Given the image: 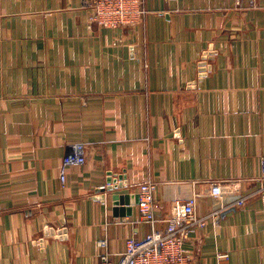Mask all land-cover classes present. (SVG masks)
I'll return each instance as SVG.
<instances>
[{"label":"crops","instance_id":"0c3cea01","mask_svg":"<svg viewBox=\"0 0 264 264\" xmlns=\"http://www.w3.org/2000/svg\"><path fill=\"white\" fill-rule=\"evenodd\" d=\"M84 1L0 0V264H99L103 239L119 261L151 227L98 199L109 173L122 192L158 183L163 220L194 194L198 216L241 197L207 180H246L245 206L187 248L264 264V0H145V24L115 30L90 28ZM77 144L87 162L63 185Z\"/></svg>","mask_w":264,"mask_h":264},{"label":"built area","instance_id":"2783aa9c","mask_svg":"<svg viewBox=\"0 0 264 264\" xmlns=\"http://www.w3.org/2000/svg\"><path fill=\"white\" fill-rule=\"evenodd\" d=\"M250 8L257 6V0H248ZM83 8L89 10V26L104 29H134L146 22L148 10L145 0H85ZM237 7L244 8L245 0H237ZM87 162L86 145L77 144L64 157L61 168V182L67 181V170L70 167H81ZM263 183L261 191L264 192V158L262 159ZM246 180L234 179L210 182V195L223 201L227 196H241L232 205H222L219 209L204 216H198L196 206L199 195L194 194L187 202H176L171 209V215L163 220L158 217L157 210L163 208L156 201L158 183L148 180L137 185L140 203L137 205L140 220L151 227V231L144 237L131 236L126 240V248L119 261L113 259L108 251L109 242L105 239L99 241L103 249L99 264H205L196 258L187 248L188 240L202 232L209 223L215 227L220 225L223 212L230 208H242L247 197L243 196ZM102 188H106L103 186ZM228 254L217 253L218 262L229 260Z\"/></svg>","mask_w":264,"mask_h":264},{"label":"water","instance_id":"95a60500","mask_svg":"<svg viewBox=\"0 0 264 264\" xmlns=\"http://www.w3.org/2000/svg\"><path fill=\"white\" fill-rule=\"evenodd\" d=\"M202 71H205V68H201ZM129 188V184L126 181V176L122 174H112L109 173L107 179L106 188H101L99 190L98 199L103 203H107V197L111 195V202L113 204V215L116 218L131 217L133 215V208L140 203V195L122 192Z\"/></svg>","mask_w":264,"mask_h":264},{"label":"rangeland","instance_id":"374dc122","mask_svg":"<svg viewBox=\"0 0 264 264\" xmlns=\"http://www.w3.org/2000/svg\"><path fill=\"white\" fill-rule=\"evenodd\" d=\"M202 67L205 68V71H202V74H204V75L207 74L208 71L212 70V65H210L208 63H201V68ZM216 181H218V180L211 179V180H207V182H205V183L216 182Z\"/></svg>","mask_w":264,"mask_h":264}]
</instances>
